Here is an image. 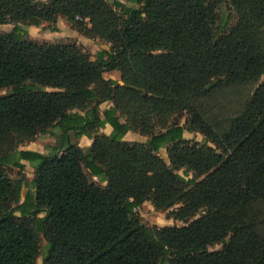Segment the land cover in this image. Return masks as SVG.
I'll return each mask as SVG.
<instances>
[{"label":"trees","instance_id":"1","mask_svg":"<svg viewBox=\"0 0 264 264\" xmlns=\"http://www.w3.org/2000/svg\"><path fill=\"white\" fill-rule=\"evenodd\" d=\"M127 1L138 7L0 0V24H13L0 32V264H36L39 234L41 264H264V0H231L232 26L217 17L222 0ZM60 16L109 48L91 59L21 27L55 31ZM262 77L222 119L208 102ZM128 131L146 140L126 142ZM45 134L56 138L45 153L18 149ZM21 159L34 167L32 203L6 170ZM146 201L184 225L142 224Z\"/></svg>","mask_w":264,"mask_h":264},{"label":"rangeland","instance_id":"2","mask_svg":"<svg viewBox=\"0 0 264 264\" xmlns=\"http://www.w3.org/2000/svg\"><path fill=\"white\" fill-rule=\"evenodd\" d=\"M41 1L46 2L47 0H41ZM120 1L126 3L127 5H129L131 7H138V4H136V3H131V2H128L127 0H120ZM223 13L231 14L229 26L234 25L239 19V15L237 16L236 10H235L234 5L232 4L231 0H222L221 4L219 5L218 10H217L218 19L221 16V14H223ZM55 24H56V22H55ZM47 26H48V23H46V22L42 23V25H40V26H30L26 23L21 24V27L25 31H27L26 36L28 38H30L36 42H39V43H41V42H49V43H57V42H62V43L68 42V43H70V42H74L77 45H79L82 48V50L86 54L89 55V57L91 59H95L97 57L98 53L103 51L105 48L106 49L109 48L108 43L105 42L104 40L98 38V37H87V36L83 35L82 33H78V32H76L74 35L73 34L70 35V34H68L69 30H67L66 28H63V27H62V33H59L58 29H56L55 31H51L48 29ZM12 27H13L12 22L0 24V32H8V31L12 30ZM260 29H262V28H260ZM113 72H115V71H107V72L103 73V76L105 78L110 79L109 75L112 74ZM113 74H115L114 75L115 77H116V75H118V78H113V80L118 81L119 84H122L119 81V72L117 74L116 73H113ZM262 79H263V77L260 78L258 81H253V82H250L247 84H243L241 86H236L233 88L225 89V90L220 91V92H216L215 94H213V96H212L213 98L209 99L208 102L211 101V103H212L214 100L215 102L222 105V107L221 106L219 107L220 109L218 111V113L220 114V118L222 119V117H226V116L232 114L233 112L237 111L238 109H240V107L242 106L244 101L254 92V90L256 89L258 84L262 81ZM7 92H8L7 89H0V95H3ZM214 112L217 113V111H214ZM184 138L187 140L196 141L199 144H203V140H204L203 135L198 133V132H191L190 133V132L185 131L184 132ZM140 139L145 140L146 137L139 135L135 131H128L124 136V141L129 142V143L139 142L138 140H140ZM44 143H47V142H44ZM78 143H79V141H78ZM82 145L83 144H81V147H86V146H82ZM208 145H211V144L208 143ZM158 153H159L160 157H162L165 162H167V163L169 162L165 148L159 149ZM7 172L9 174V176L12 178L18 177V175H19L18 173H20V171H17L14 168H7ZM29 172L30 171L28 170L27 173L29 174ZM29 177H30V175H27V177L24 180V188L26 189L27 193H29L31 191L30 188L32 186L31 182L29 180ZM191 177H192L191 174L186 176L187 179H189ZM92 179L96 182V184H99L101 186L104 185V183H100L97 178L93 177ZM25 189L23 190V192H25ZM173 209H174L173 207H171L167 210L155 209L151 205L150 202L146 201L141 205L140 209H138L136 211V213H137L141 223L148 226V227H151V226H159V227H168L169 226V227H171V226H182V225H184L183 221H180V220L173 218V216L171 214V211ZM40 215H43V213ZM45 244H46L45 239L43 238L42 234H39V255L36 259V264H41V254L44 251ZM221 246H222V244H214L212 246H209L208 249L209 250H217V249L221 248Z\"/></svg>","mask_w":264,"mask_h":264},{"label":"crops","instance_id":"3","mask_svg":"<svg viewBox=\"0 0 264 264\" xmlns=\"http://www.w3.org/2000/svg\"><path fill=\"white\" fill-rule=\"evenodd\" d=\"M55 25H56L59 33H62V27L66 28L67 30H69L68 34H70V35L71 34L74 35L77 32L74 29H71V27H70L69 23L67 22V20L65 18L61 17V16L57 18V21H56ZM113 73L117 74L118 72L115 71ZM113 73L109 75V78L110 79L118 78V75H116V77H115L114 76L115 74H113ZM106 79H108V78H106ZM101 131L108 135L110 133V131H111L110 125L105 124L104 128H102ZM55 140H56L55 137L50 136L48 134L40 135V136L37 137V139H35V140L31 141V142L19 144L18 145V149L19 150H29V151H34V152H38V153H45L47 145H53L55 143ZM145 140L144 139H140L138 141L139 142H144ZM78 141H79V143H78L79 146H81V144H83L82 146H86V147H88L91 144V142H92V140L87 138L86 136H81L79 139H77V142ZM44 142H47V143H44ZM19 162L22 165L21 167L7 166V168H14L15 170L20 171V173H21V174L18 173L19 174L18 177L21 178L20 202L27 201L28 203H32L33 199H34V194H35V188H34V182H33L34 167L28 160L21 159ZM7 168H6V170H7ZM28 170L31 173L29 172V174H28L27 173ZM27 175H30L29 180H30L31 185H32L31 188H30L31 191L29 193H27L26 189L24 188V180L27 177ZM18 177H16V178H18ZM24 189H25V192H23Z\"/></svg>","mask_w":264,"mask_h":264},{"label":"built area","instance_id":"4","mask_svg":"<svg viewBox=\"0 0 264 264\" xmlns=\"http://www.w3.org/2000/svg\"><path fill=\"white\" fill-rule=\"evenodd\" d=\"M135 210V209H134Z\"/></svg>","mask_w":264,"mask_h":264}]
</instances>
